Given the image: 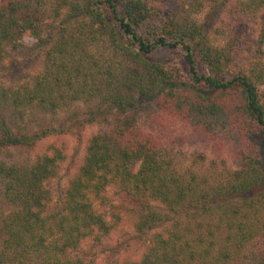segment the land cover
<instances>
[{
	"label": "trees",
	"instance_id": "1",
	"mask_svg": "<svg viewBox=\"0 0 264 264\" xmlns=\"http://www.w3.org/2000/svg\"><path fill=\"white\" fill-rule=\"evenodd\" d=\"M64 2L68 8L65 22H78L80 32L47 30L41 9L29 0H11L0 7V66L7 45L26 33L38 39L43 49L53 43L44 52V69L17 90L14 99L0 85V109L9 102L11 108L54 109L62 100L101 96L108 109L121 111V117L115 128L84 139L80 169L56 193L51 184L59 176L64 155L55 144L26 166L0 162L3 194L13 208L0 219V264H97L75 252L111 238L118 216L111 211L108 192L115 187L144 209L158 203L166 215L176 217V223L181 217L196 222L195 227L187 222L169 240L151 239L141 260L130 264H229L244 255L245 248L260 249L264 245L263 156L259 145L247 136L256 134L264 141L263 48L238 62L232 41L226 38L229 24L220 13L212 29L181 15L189 9L219 7L220 0ZM236 9V16H262L264 45V0H239ZM90 39L103 40L116 57L126 60L124 74L115 71L116 62L102 68L87 62ZM222 41L226 45L220 46ZM164 51H181L184 66L161 60L158 54ZM89 81L95 83L94 88H87ZM147 98L183 112L199 109L225 116L242 139L239 157L245 167L216 186L197 183L194 176L185 180L163 158L155 138L136 127L132 110ZM103 114L94 111L75 126L84 128ZM71 128L20 133L0 117V153L35 147L46 137ZM148 226L145 220L143 234ZM260 257L264 264V251Z\"/></svg>",
	"mask_w": 264,
	"mask_h": 264
},
{
	"label": "rangeland",
	"instance_id": "2",
	"mask_svg": "<svg viewBox=\"0 0 264 264\" xmlns=\"http://www.w3.org/2000/svg\"><path fill=\"white\" fill-rule=\"evenodd\" d=\"M11 0H0V7ZM31 4L42 11L43 22L47 30L58 31L62 28L69 32H80L78 22L67 23L68 8L64 0H29ZM219 7H203L199 11L189 9L181 15H186L192 20L202 23L206 28L212 29L217 25L218 14L225 24H229L230 35L228 41H232L233 53L238 55V62L246 57L254 56L257 50L264 51L261 42L262 16L239 14L236 16L239 0H220ZM177 3L174 2L175 7ZM170 10V9H169ZM239 12V11H238ZM240 20V23H239ZM219 25V24H218ZM77 28V29H76ZM76 29V30H75ZM89 37L88 29L82 30ZM47 32V31H46ZM225 38V39H226ZM224 41L226 42L227 40ZM88 60L93 65L97 63L101 68L110 63H117L116 72L124 74L126 60L116 57L113 50L103 40H89ZM222 41L219 45L224 46ZM39 40L26 33L18 42L7 45L5 59L0 66V85L8 90L9 98L14 99L15 93L36 77L46 65L44 52L51 50L49 43L46 49L38 47ZM87 47V45L85 46ZM164 61H171L184 66L183 53L164 51L158 54ZM122 62V64H120ZM205 66V65H204ZM204 66L201 67L205 69ZM121 82V80H120ZM95 83L89 81L88 87H95ZM97 86L100 85L97 80ZM122 87L121 83L117 84ZM79 86H77L78 88ZM82 88V87H80ZM67 93V92H66ZM85 95V94H84ZM72 96V94H70ZM69 96V97H70ZM101 96H77L74 100L60 101L57 108L43 109L34 106L11 108L9 102L0 109V117L8 121L13 130L20 133L33 134L45 129H60L69 125L74 126L59 135L48 136L38 142L35 147H18L5 150L0 153V162L7 165L26 166L34 163L37 156L49 152L52 145L62 149L64 161L61 163L59 176L52 182L51 187L56 193L67 186L70 178L80 169L84 157V139L90 138L98 132L115 128L119 123L121 111L103 103ZM171 103V101H170ZM102 110L103 116L88 126L78 129L75 126L77 120L88 119L94 111ZM178 110L166 105H158L155 99L147 98L145 104H139L136 110H132L136 127L144 134L151 135L158 142L163 158L171 162L179 173L190 180L196 177L197 183L207 181L211 185L227 183L235 171L245 167V163L239 157L242 146L240 135L232 130L225 116L211 115L206 110ZM254 143L259 145L263 156L264 169V141L259 135H248ZM4 180L0 176V219L12 211V206L6 201L4 194ZM112 201V212L118 216L117 227L112 236L102 245H95L91 249L75 252V255L95 259L97 264H130L138 262L145 254V249L152 240H169L174 233L182 232L184 225L190 221L191 227L196 226L194 219L181 217L177 219L166 215L164 209L158 203H152V207L144 209L134 203L118 187L108 192ZM157 219V222L153 220ZM166 219V220H165ZM174 219V220H173ZM150 223L149 228H144L147 234H143L141 227L144 221ZM180 221V222H179ZM177 225H179L177 227ZM264 245L260 249L245 248L244 255L229 264H260Z\"/></svg>",
	"mask_w": 264,
	"mask_h": 264
}]
</instances>
